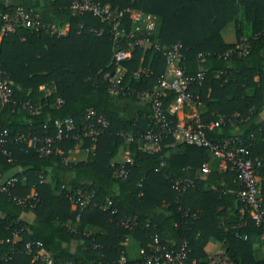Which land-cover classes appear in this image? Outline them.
<instances>
[{"label": "trees", "instance_id": "trees-1", "mask_svg": "<svg viewBox=\"0 0 264 264\" xmlns=\"http://www.w3.org/2000/svg\"><path fill=\"white\" fill-rule=\"evenodd\" d=\"M101 2L119 10L133 9L154 16L156 31L150 40L160 47L181 44L179 66L183 73L203 74L200 85L190 88L206 108L205 119H200L208 122L220 116L233 117V126L224 123L207 136L221 140L236 134L244 144H249L251 157L264 155V120L259 117L264 104V58L254 65L258 55H264V0ZM20 6L40 11L29 0H22ZM238 8L242 20L250 26V50L244 58L233 54L223 58L242 36L235 21ZM44 13L47 17L40 15L44 23L68 24L64 37L51 38L43 31L24 27L0 36V73L10 84L13 101L0 105V133L7 130L11 135L29 132L36 137L44 133L54 136L55 120L70 117L77 125L88 108L101 116L107 127L95 142L82 141L81 148L92 147V151L80 162L65 159L77 144L69 138L71 132H66L67 139L54 144L59 152L47 158H39L31 149L23 152L18 145L0 147V178L11 174L18 177L17 184L10 189L11 195L23 197L33 190L39 197L33 208L23 209L0 193V264H43L34 258L44 252L49 253L54 264H115L126 236L143 247L153 234L162 243L185 240L188 264H208L203 250L208 242L222 245L229 264H264V259L253 256L248 240L232 236L240 208L235 198L240 186L232 172L211 169L202 173L201 165L210 158L208 153L184 144L170 146V135L162 136L158 150L152 154L139 150L135 142L125 143L121 137H137L154 129L150 104L141 103L135 110L134 106L140 104L135 92L149 89L164 74L163 55L151 48L136 47L130 58L121 63L125 70L121 83L127 92L113 96L103 80V74L113 71L111 40L104 25L90 15L70 16L67 0H52ZM231 22L235 23V42L225 44L220 33ZM79 26L81 31L77 33ZM99 28L103 29L100 36L90 31ZM203 60L210 62L209 69L203 70ZM229 60L232 77L222 82L221 73L226 75L224 64ZM145 67V77L131 78V74ZM217 72L220 77L214 78ZM254 76L257 82L253 81ZM40 86L52 90L46 96ZM57 97L62 104H56ZM172 98L173 94L168 92L161 99L164 109ZM23 103L37 111L28 114L21 108ZM124 143L132 164L125 167L126 177L118 179L112 174L119 165L110 161ZM1 150H6L9 157L3 156ZM21 174L25 175L24 181L20 180ZM256 174L264 195V165ZM177 179L191 180L194 186L179 195L171 188V181ZM76 191L82 196L93 195L81 210L70 209L71 198L78 196ZM106 199L109 205L101 210ZM112 210L116 213L112 214ZM192 214L196 219L190 218ZM126 219L133 226L124 227L122 222ZM74 223L78 224L76 232L68 227ZM91 228L92 233H85ZM14 231L18 239L6 243ZM242 232L248 238L260 235L251 223ZM29 242H39L41 246L32 248L27 255L24 248Z\"/></svg>", "mask_w": 264, "mask_h": 264}, {"label": "built area", "instance_id": "built-area-1", "mask_svg": "<svg viewBox=\"0 0 264 264\" xmlns=\"http://www.w3.org/2000/svg\"><path fill=\"white\" fill-rule=\"evenodd\" d=\"M102 0H67L68 12L70 16L90 15L104 25L111 40V63L113 71L103 74V80L107 82V92L113 96L126 94V87L121 83L125 70L121 63L127 61L136 47L147 45V49H153L163 55L165 71L164 74L147 90L135 92V99L140 103H149L151 106V118L154 129L133 137L130 134H121L124 142L129 144L137 143L138 149L144 153L152 154L158 150L159 143L163 135L174 136L176 132L181 134L182 144L204 149L211 159L217 163L219 170L228 169L232 172L239 182V189L235 192L236 201L240 204L241 216L233 226L232 236L242 241H247L248 236L242 232L248 223L260 230L264 234V195L260 192L259 181L256 171L264 165V155L261 157H251L249 144H244L243 140L236 134L221 140H211L207 133H211L220 125L228 123L234 125L233 117L224 118L222 116L215 120L204 122L198 117L191 118L184 122L171 121V116L163 108L161 99L168 92L173 94L172 102L176 106H183L185 103H199L198 96L191 91L192 85H200L203 74L196 73L194 76L185 75L179 66L182 58L183 47L176 43L169 47H160L155 41H151L156 31V19L150 14H145L133 9L112 8ZM128 23V26L125 25ZM17 27H24L31 31H43L48 37H64L68 31V24L57 25L53 22H43L39 13L30 8L20 5L6 6L0 14V36L14 33ZM79 26L77 33H80ZM96 36L103 33V29L90 30ZM264 33V22L261 28ZM250 38H239L234 43L232 49L223 54V58L230 54L237 58H244L250 50ZM6 102H13L10 99V84L2 77L0 73V105ZM57 105L62 104L60 98L55 100ZM21 108L28 114H34L36 107H31L28 103H23ZM55 130L54 136L44 133L41 137H36L31 133H14L9 134L7 130L0 133V147L7 144L20 146L23 152L31 149L39 158H47L54 152H59L54 144L67 139L66 132H71L70 139L76 143H82L83 140L95 142L107 127L106 121L97 116L90 108L85 109L79 124L74 125L70 117H63L53 122ZM1 154L9 157L6 150H1ZM132 164V159L126 155L113 176L118 179H124L127 175L126 166ZM17 172H21L18 170ZM201 172L207 173V164L201 165ZM25 175H20V180L24 181ZM38 179L41 181L42 176ZM18 182V177L9 175L0 178V193L5 194L9 201L23 209H31L39 202V197L32 190L23 197L11 195L10 189ZM194 183L187 179H177L171 181V188L177 194L183 193L186 189L193 188ZM77 198H71L70 207L72 210H81L93 197L92 194L80 195L78 191ZM74 196V195H73ZM109 201L106 199L101 205V210L107 209ZM112 214L116 210L111 211ZM245 215V216H244ZM79 215L75 216L78 220ZM192 220L196 215L190 216ZM128 219L122 222L124 227L133 226L128 223ZM18 239L17 232H12L11 238L5 240L6 243H13ZM39 242H29L25 245L24 253L30 254L32 248H40ZM189 253L188 245L185 240L178 243H162L156 234L150 235L148 241L143 247L138 248V260L128 261L125 252L121 249L118 252V258L115 264H188L187 256ZM215 256V255H213ZM222 257V255H221ZM39 259L43 264H54L49 253H45ZM227 261H225L226 263ZM224 262L215 261L214 258L208 259V264H225ZM66 264H77L67 262ZM191 264H194L193 262ZM227 264V263H226Z\"/></svg>", "mask_w": 264, "mask_h": 264}, {"label": "crops", "instance_id": "crops-1", "mask_svg": "<svg viewBox=\"0 0 264 264\" xmlns=\"http://www.w3.org/2000/svg\"><path fill=\"white\" fill-rule=\"evenodd\" d=\"M51 1L52 0H29L30 5L32 6H37L40 8V11H38L39 15L46 16L47 17V10H49V7L51 6ZM22 3V0H0V14L2 12V10L6 7V6H16V5H20ZM240 10L239 8L237 9V12L235 14V21H236V26L238 28H240L241 33H242V37L244 38H250L252 36V33L250 31V26L248 23H245L242 20V17L239 15ZM235 23L231 22L229 24H227L222 30H221V40L225 43V44H233L235 42ZM144 49H147V45H143L142 46ZM262 58H264L263 54H259L258 57L255 59L254 65L257 66V64L259 62L262 61ZM203 63V70H207L210 67V62L209 61H202ZM252 66L253 63H251ZM224 67L228 70L226 75L221 73V81L222 82H226L231 76L232 72L229 70V68H231V62L230 60L227 61L224 64ZM148 73L147 67L145 68H139L137 70V72L131 74V78L133 80H136L139 76L145 77ZM219 72H217L214 75V78H218L220 76ZM257 76L253 77V81L257 82ZM40 91H43L45 93V95L47 96L50 92H51V87H45V86H40L39 87ZM141 103L137 104L136 106H134L136 109L138 110L139 107H141ZM166 111L169 113V115L171 116V118H173L175 121L177 122H184L187 121L191 118L194 117H198V118H204V114L206 113V108L202 105V103H185L183 106L179 107L176 106L172 101L168 104V106L166 107ZM261 120H264V104H263V108L261 109V113L259 115ZM181 134L179 132H176L174 134V136L171 137L172 139V144H170V146H175V145H182V138H181ZM92 151V147L89 149H82L81 148V143H77L74 148L70 151L67 152L65 159L68 162H80V161H84L88 154ZM129 155L128 149H127V144H122L116 154L114 155V157L111 159V163L112 164H117L119 165V163L122 161V159L126 156ZM207 164V168L208 170L211 169H216L219 170L217 167V163L209 158V161L206 163ZM220 171V170H219ZM258 178V177H257ZM258 181L260 183V178H258ZM221 187H224V185H222ZM211 189H214L213 186H210ZM70 209L72 210V208L70 207ZM238 214L239 216H241V211L240 208L238 209ZM70 229H72V231H78V224L74 223L73 226L69 225L68 226ZM94 231V228L88 229L86 230L85 233L90 234ZM248 243L251 247V252L253 254V256L257 259H264V234H260V235H255V236H250L248 238ZM218 242H208L204 245L203 250L205 252V254L207 255L208 259L211 257L212 254H214L213 249L217 246ZM122 247V250L125 252L126 258L128 259V261L130 262H134L138 260V248L140 247L139 244L134 241L130 236H126L123 243L120 245ZM70 248H73V244L71 245ZM211 254V255H210Z\"/></svg>", "mask_w": 264, "mask_h": 264}, {"label": "rangeland", "instance_id": "rangeland-1", "mask_svg": "<svg viewBox=\"0 0 264 264\" xmlns=\"http://www.w3.org/2000/svg\"><path fill=\"white\" fill-rule=\"evenodd\" d=\"M213 252H214V254H212V255L210 254V255H211L212 258H214V260L216 262L220 261L221 263L222 262L225 263V261H227L226 258H225V255H224L223 247H222L221 244L218 243L217 246L213 249ZM213 255H215V256H213ZM221 255H222V257H221ZM226 263L229 264L228 262H226Z\"/></svg>", "mask_w": 264, "mask_h": 264}]
</instances>
